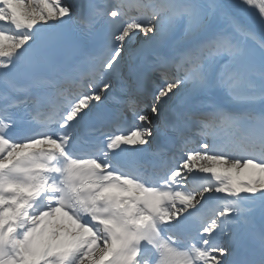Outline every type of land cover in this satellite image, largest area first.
<instances>
[{
    "label": "snow or ice",
    "instance_id": "1",
    "mask_svg": "<svg viewBox=\"0 0 264 264\" xmlns=\"http://www.w3.org/2000/svg\"><path fill=\"white\" fill-rule=\"evenodd\" d=\"M0 264H264V0H0Z\"/></svg>",
    "mask_w": 264,
    "mask_h": 264
},
{
    "label": "bare ground",
    "instance_id": "2",
    "mask_svg": "<svg viewBox=\"0 0 264 264\" xmlns=\"http://www.w3.org/2000/svg\"><path fill=\"white\" fill-rule=\"evenodd\" d=\"M194 141H195V138H193V143H194ZM193 143H192V144H193ZM199 163H200V162H197V167H199ZM201 182H202V181H201L200 179H197V180H196V183H197V184H199V183H201ZM214 203H215V202H213V204H214Z\"/></svg>",
    "mask_w": 264,
    "mask_h": 264
}]
</instances>
